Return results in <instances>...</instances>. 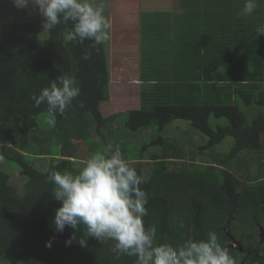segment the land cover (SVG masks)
<instances>
[{
  "label": "trees",
  "instance_id": "16d2710c",
  "mask_svg": "<svg viewBox=\"0 0 264 264\" xmlns=\"http://www.w3.org/2000/svg\"><path fill=\"white\" fill-rule=\"evenodd\" d=\"M233 1L209 0L214 11L208 10V19L217 22L206 25L208 32H219L217 24L224 19L222 27L233 32L225 35L221 47L216 44L222 53H214L209 68L208 63L202 70L188 68L191 77L174 82L168 75L151 80L147 73L143 82L150 86L142 92L140 108L109 115L101 109L111 99L109 40L96 47L90 40L69 42L64 33L72 27L71 21L43 37V17L32 11L22 14L12 8L9 20L0 17V155L27 180L22 188L15 187L9 170L0 168V264H136V257L112 251L114 241L89 237L86 247L77 241L67 246L73 229L53 230L61 202L54 199L48 175L54 170L78 173L88 154L109 142L119 145L125 160L136 162L137 174L144 181L140 187L146 192L145 225L157 228V244L178 247L215 232L236 264H256L250 255L255 245L264 256L257 227L258 222L264 223V181L237 189L241 164L249 163L240 154L251 156L264 148V36H257L252 26L257 28L261 22L264 26V0H258L251 15L243 16L238 13L245 0ZM197 2L187 0L195 8ZM1 3L7 4L6 0ZM153 8L144 7L143 13L154 24L160 13ZM155 29L147 28L145 36L151 37ZM85 52L90 53L87 60ZM160 52L169 53L166 44H161ZM58 77L74 79L80 95L63 115H57L53 128L43 122L47 106L35 107L31 97ZM246 115L252 117L251 124ZM221 120L226 123H217ZM176 121L187 122L185 136L200 140L196 151L211 158L210 163L183 171L169 169L185 150L183 142L168 144L163 135ZM148 129L154 139L141 145L138 154L130 153L131 140L138 139L140 132L143 137L142 131ZM227 138L234 140V146L221 155L215 149ZM78 144L87 149L83 157ZM152 147L157 151L145 157ZM145 158L152 165L148 178L140 163ZM43 160L48 162L40 166ZM250 167L254 170V163L244 168ZM83 236L81 226L77 237ZM234 243L240 246L233 249L230 244Z\"/></svg>",
  "mask_w": 264,
  "mask_h": 264
},
{
  "label": "clouds",
  "instance_id": "9594fccd",
  "mask_svg": "<svg viewBox=\"0 0 264 264\" xmlns=\"http://www.w3.org/2000/svg\"><path fill=\"white\" fill-rule=\"evenodd\" d=\"M15 7L24 9L30 4L38 7L43 17V33H50L60 24L72 22L64 38L93 42L96 47L110 39L112 22L105 13V5L97 0H13ZM258 7V0H245L238 16L251 15ZM257 36L264 35V26L257 27ZM83 58H90L85 52ZM80 95V88L71 78L58 77L41 89L31 99L42 113L44 124L55 127L57 115H63L72 101ZM84 166L74 174L71 171H51L48 182L54 185L53 196L61 206L56 209L53 230L63 233L66 227L73 229L68 240L70 246L77 241L87 246V238L102 242L114 241L112 251L118 256L136 257V264H236L227 248L222 247L215 232L207 239H188L182 245L157 244V228L146 227L144 217L146 192L140 187L143 177L137 174L125 160L119 145L109 142L81 162ZM81 226L84 236L77 233ZM55 237L52 239L54 240ZM52 240L47 244L51 247Z\"/></svg>",
  "mask_w": 264,
  "mask_h": 264
},
{
  "label": "rangeland",
  "instance_id": "374dc122",
  "mask_svg": "<svg viewBox=\"0 0 264 264\" xmlns=\"http://www.w3.org/2000/svg\"><path fill=\"white\" fill-rule=\"evenodd\" d=\"M161 1L160 17H154L153 24V20L143 13L144 9L138 4L137 0L122 1L125 3L122 6L123 8L115 7L110 0H97V3L105 5L104 14L112 22L109 44L107 45L111 70V99L110 102L104 103L101 107L104 115L139 109L142 102V92L148 90L150 86L143 82L145 74L149 73L148 76L151 80H156L155 77H158L156 81L163 79L166 75H168V80L173 82L187 80L191 77L188 68L195 67L202 70L205 69L207 63L209 68V62L213 61L214 53L220 54L216 44L221 47L226 42L222 25L220 23L217 24L220 29L219 32H214V30L208 32L206 28V25L209 26L217 22H210L207 15L209 9L214 11L211 6L213 2L207 3L204 1L205 7L202 16L201 0H199L200 5L199 2L195 3L196 8L189 6L187 0H164L162 3ZM1 2L2 0H0V17L4 18V20L11 18L9 11L13 9L22 14L32 11L40 15L38 7H34L31 4L27 8L20 9L15 7L13 0H6L7 4L5 5H1ZM147 8L150 9V7ZM185 10L187 11V16H185ZM123 11L126 12L125 15ZM258 20L262 21L260 18ZM262 24L263 22H261V26ZM154 26L156 27L154 30L156 32H153L151 37L149 35L145 36L144 33L147 28L148 30L154 29ZM252 26L253 31L256 32L257 28H254V24ZM160 28L167 33V36H164L166 35L164 32H159ZM160 33L163 36H160ZM47 35L48 33L42 34L43 37ZM161 44H166L169 51L168 54L160 52ZM181 64H183V67L179 68L177 65ZM243 109L246 113V108ZM246 116L248 123L251 124L252 117ZM217 123L225 124L226 122L221 120ZM213 124L216 125V122H213ZM187 129V122L176 121L163 132L168 144L180 141L184 143L185 147L183 158L170 165L169 169L171 171H183L191 166L205 165L211 162V158L207 155H198L196 148L201 142L200 140L196 141L186 137L185 132ZM142 132L143 137L140 132L138 139L131 140L133 148L130 153L135 150L138 154L141 145L154 139L152 137L154 135L152 129L143 130ZM262 143L264 144V136H262ZM78 145L80 156H85L87 153L86 147ZM233 146L234 140L227 138L215 150L219 154L224 155V153L230 152ZM156 151L157 148L152 147L147 151L145 157L149 156L150 158V155ZM240 157L248 160L249 163L244 162L243 165L241 164L243 169L241 168V172H238L240 174L237 176L239 178L237 189L242 191L252 185L253 187L258 186L261 181H264V148L253 152L251 156L241 153ZM149 158H145L144 161L140 162L142 172L146 178L149 177L151 171ZM44 162L48 161H40L39 165L44 166ZM134 163L136 162L130 163V166L136 168ZM252 163H254V170L253 167L244 168ZM0 168L9 170L11 183L15 187L22 188L26 184V178L20 175L19 171L9 168L7 160L2 155H0ZM221 169H225V167L221 166ZM233 171L235 172V169ZM253 253L255 255V249Z\"/></svg>",
  "mask_w": 264,
  "mask_h": 264
},
{
  "label": "crops",
  "instance_id": "0c3cea01",
  "mask_svg": "<svg viewBox=\"0 0 264 264\" xmlns=\"http://www.w3.org/2000/svg\"><path fill=\"white\" fill-rule=\"evenodd\" d=\"M113 4H114V6L115 7H117V8H121L122 6H124V4L125 3H123L122 1H124V0H110ZM126 2L128 1V0H125ZM138 1V4L140 5V6H142L143 7V9H144V7H150V5H153L155 8H153L154 9V12H160L161 11V7H160V1L161 0H137ZM156 1V2H155ZM202 1V0H201ZM207 3H209V0H205ZM241 1V0H240ZM162 2H164V0H162L161 1V3ZM236 2V0H234L233 1V4ZM204 7H205V4H201V9H202V12H201V15L203 14V12H204ZM123 8V7H122ZM125 11H123V14L125 15ZM203 16V15H202ZM160 16H158L157 18H159ZM223 21H225V19L224 20H221V21H219V22H221L220 24L222 25V23L224 24V22ZM223 30H224V36L225 35H227V37H229V35H231V34H233V32L231 31V33H230V31L228 30V29H226V28H223ZM159 32H161V28L159 29ZM264 36V35H263ZM220 53H222V51H220ZM264 136V135H263Z\"/></svg>",
  "mask_w": 264,
  "mask_h": 264
},
{
  "label": "flooded vegetation",
  "instance_id": "af4514ba",
  "mask_svg": "<svg viewBox=\"0 0 264 264\" xmlns=\"http://www.w3.org/2000/svg\"><path fill=\"white\" fill-rule=\"evenodd\" d=\"M257 227H258V233H259V236H260V243H264V223H260L258 222L257 223ZM231 247H233V249H235L237 246H240V244H230ZM256 250L257 249V245H255V247H253L252 249H250V255L253 257V259L255 258V263L256 264H264V256L263 255H260V253L258 254L257 253V250H256V253L254 255L253 253V250Z\"/></svg>",
  "mask_w": 264,
  "mask_h": 264
}]
</instances>
